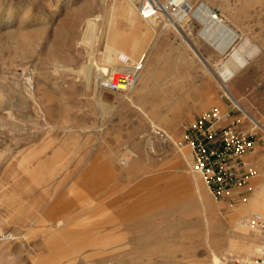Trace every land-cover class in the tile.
<instances>
[{"label":"rangeland","instance_id":"obj_1","mask_svg":"<svg viewBox=\"0 0 264 264\" xmlns=\"http://www.w3.org/2000/svg\"><path fill=\"white\" fill-rule=\"evenodd\" d=\"M123 1L0 0V221L14 234L0 264L264 259V129L218 79L232 50L255 44L243 69L263 79L240 103L264 124V0H193L237 33L226 53L202 35L194 10L153 23L139 0H125L145 20L143 35L132 34L117 12ZM136 38L145 45L134 55ZM118 53L143 63L127 91L98 77L96 64ZM222 96L256 144L244 182L215 195L194 168L185 130Z\"/></svg>","mask_w":264,"mask_h":264},{"label":"built area","instance_id":"obj_2","mask_svg":"<svg viewBox=\"0 0 264 264\" xmlns=\"http://www.w3.org/2000/svg\"><path fill=\"white\" fill-rule=\"evenodd\" d=\"M184 1L169 0L167 12L156 0H139V9L144 18L161 14L170 15L172 11L180 9ZM120 55L128 61V55L124 53ZM132 64L133 68L123 67L115 71L104 80V85L114 90L129 88L135 81L136 72L143 67L142 61ZM228 115L219 107L210 108L199 115L185 130V139L192 148L194 168L203 175L209 189L215 195H220L244 182L249 173L245 168V155L256 144L254 134L240 127L236 121L221 124ZM10 239H14V234L0 229V242ZM233 264H264V259H235Z\"/></svg>","mask_w":264,"mask_h":264},{"label":"bare ground","instance_id":"obj_3","mask_svg":"<svg viewBox=\"0 0 264 264\" xmlns=\"http://www.w3.org/2000/svg\"><path fill=\"white\" fill-rule=\"evenodd\" d=\"M156 1L158 2L159 5L162 6V9L164 11H167V12L169 11V9H167V4L169 0H167L166 2H162L160 0H156ZM196 6H197V9L196 10L193 9ZM138 10H139V7H138ZM189 10H194L195 15H197L198 17L201 16L204 19L203 21L206 26H205V29L202 31V35L205 37V39L210 41L221 52L226 53L230 49L232 44L234 43L237 37V33H235L231 29L230 25L226 24L224 20L220 18L215 13V11H213L212 7L209 4H207L205 1H201L197 5H195L193 3V0H185L181 8L178 9L176 12H173L172 14H170V17L175 16L179 20H182L185 17H187ZM139 13H140V10H139ZM145 19L149 20L150 22L155 21V17L145 18ZM244 43L250 44V40L246 38ZM111 50L113 52L112 48ZM258 51H259V48L255 44L247 48L243 46V48H237V49L232 50L230 52V55H231L230 59L227 61H224L218 68V79L222 83V85L225 87V82L228 79H230V77L234 74V72L239 67L244 65L245 63H248V60L252 59V57H254V55ZM128 56H129L128 61H125V59H123L121 55L118 53L116 58L115 57L111 58L112 62L111 64H109V66L101 67V66H97L98 64H96L99 79L106 80V78L112 76L115 71L123 67L133 68L132 56L131 55H128ZM139 75H140V70L136 72V77H135V81L133 85H131L129 88L122 90V91H127L129 89H132L138 83L139 77H140ZM196 175L197 174L194 173L195 179H197ZM238 222L240 224H244V225L246 224V220L244 219H241ZM5 241H8V240H4L2 242H5ZM214 260L216 264H221L222 262L219 256H217L216 254H214Z\"/></svg>","mask_w":264,"mask_h":264},{"label":"crops","instance_id":"obj_4","mask_svg":"<svg viewBox=\"0 0 264 264\" xmlns=\"http://www.w3.org/2000/svg\"><path fill=\"white\" fill-rule=\"evenodd\" d=\"M119 8L122 9L121 13H123V15L128 17V19L130 21V24H131V26H132V28L134 30V31H132L133 32L132 34H136L138 36L140 34L143 35L142 31H143L144 27L146 26L144 24L145 20L143 18H141L133 10L131 5L129 3H127L125 0L122 2V4H120L118 6L117 12H118ZM117 37H118L117 34H115V33L111 34L110 42H111L112 45H117L118 46V44L116 42ZM144 45H145V43H144V41H142V38H136L134 49H132L131 52L134 55L139 54L141 48ZM257 53L254 55V57L257 55ZM254 57H252V59ZM252 59H249L248 63H245L244 65L239 67L234 72V74L230 77V79H228L225 82L226 83L225 90L227 91V93H228L230 98L233 97L232 100L235 101V104H237L243 110L245 115L257 127H260L262 129H264V124H262L258 119H256L249 112H247L244 109V107L242 106V104L240 103L241 100L242 101L246 100L247 96H250V95H252V94H254L256 92L258 81H261V79H263L260 70H257L256 68L254 69L253 67H251V69H250V67L247 68V69H243L244 67H246L251 62ZM227 83H229V87H228ZM216 101L219 102L220 109L222 111H225L226 113L229 114L227 116V118L221 123L222 125H225V124H228V123L234 122V121H236L238 124L243 123V117L238 111H236V108H235L236 105L235 106H234V104L232 105L224 96H222L220 99H217ZM256 190H258V185H257ZM2 225H3V223H1V221H0V229H3ZM5 242L6 243H3V242H2V244L0 243V257H1L2 253L6 252L7 250L10 249V245L8 244L9 242L8 241H5Z\"/></svg>","mask_w":264,"mask_h":264}]
</instances>
